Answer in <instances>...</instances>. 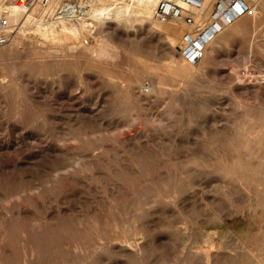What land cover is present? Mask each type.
Returning <instances> with one entry per match:
<instances>
[{
  "label": "rangeland",
  "instance_id": "374dc122",
  "mask_svg": "<svg viewBox=\"0 0 264 264\" xmlns=\"http://www.w3.org/2000/svg\"><path fill=\"white\" fill-rule=\"evenodd\" d=\"M93 1L0 49V264H264V0L196 62L145 0Z\"/></svg>",
  "mask_w": 264,
  "mask_h": 264
},
{
  "label": "built area",
  "instance_id": "2783aa9c",
  "mask_svg": "<svg viewBox=\"0 0 264 264\" xmlns=\"http://www.w3.org/2000/svg\"><path fill=\"white\" fill-rule=\"evenodd\" d=\"M51 0H0V48L5 46L15 31L16 24L10 21L15 10L29 9L33 5L45 7ZM203 0H158L152 10L153 20L159 23L179 21L188 29L182 34L180 55L188 62L203 58L206 46L223 28L251 11V0H211L210 10L202 19ZM71 6L64 2L56 6L57 16L64 8ZM196 15L199 17L196 21Z\"/></svg>",
  "mask_w": 264,
  "mask_h": 264
},
{
  "label": "crops",
  "instance_id": "0c3cea01",
  "mask_svg": "<svg viewBox=\"0 0 264 264\" xmlns=\"http://www.w3.org/2000/svg\"><path fill=\"white\" fill-rule=\"evenodd\" d=\"M98 1V0H97ZM99 1H102V0H99ZM147 3H148V5H149V7L147 6V8L145 9L146 10V16H147V18H149L150 17V15H152V12H151V14H150V9H151V7H153V5L154 4H156L157 2H158V0H145ZM52 2V1H51ZM206 3V9L208 8V6H209V2H205ZM55 2H53V3H50L48 6H47V9L46 10H43L44 12L45 11H51V9H54V7H55ZM28 9H26V11H27ZM20 11H21V9H20ZM20 11H18V10H15V11H13L11 14H10V21L12 22V23H15L16 24V28L18 27L19 28V30H21L22 29V27H19V23H20V21H21V19L23 18V17H26V18H29L30 17V14L29 13H27V14H25L24 12H20ZM207 16V15H206ZM151 19H152V16L150 17ZM173 29L170 27V29L168 30L167 28L165 29V31L168 33V35H172L173 34V31H172ZM164 31V32H165Z\"/></svg>",
  "mask_w": 264,
  "mask_h": 264
},
{
  "label": "bare ground",
  "instance_id": "6f19581e",
  "mask_svg": "<svg viewBox=\"0 0 264 264\" xmlns=\"http://www.w3.org/2000/svg\"><path fill=\"white\" fill-rule=\"evenodd\" d=\"M52 1V0H51ZM51 1L49 2V4L51 3ZM92 2H94L93 0H87L86 2H84L85 4H84V8H86V10H81V6H66L65 8H64V11L65 12H63V14L62 15H60L59 17H56V18H58V19H67V18H69V17H78L80 14L81 15H84L85 13H87V8L92 4ZM205 2H209L208 0H203L202 1V10H201V13L204 11V8H205V6H206V3ZM48 4V5H49ZM210 4V3H209ZM47 5V6H48ZM57 5V4H56ZM55 5V6H56ZM148 9V8H147ZM205 16V17H204ZM150 17H151V15H150ZM149 17V18H150ZM203 18H206L207 16H206V14L205 15H203L202 16ZM78 18H80V17H78ZM199 17L196 15V17H195V19H196V21L197 20H199L198 19ZM202 18V19H203ZM176 22H179V21H176ZM160 27V26H159ZM157 29V28H156ZM173 35V34H172ZM6 46V45H5ZM1 48H3V47H1ZM0 48V49H1Z\"/></svg>",
  "mask_w": 264,
  "mask_h": 264
}]
</instances>
